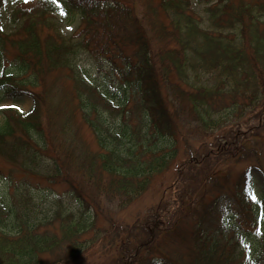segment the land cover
<instances>
[{"label":"trees","instance_id":"16d2710c","mask_svg":"<svg viewBox=\"0 0 264 264\" xmlns=\"http://www.w3.org/2000/svg\"><path fill=\"white\" fill-rule=\"evenodd\" d=\"M133 1L20 0L3 25L0 0V97L31 99L26 112L0 110V264H62L95 244L109 264H264V236L254 254L239 226L264 228V190L251 194L249 169L232 179L221 168L264 172L261 153L234 130L195 161L185 152L142 221L117 224L109 207L126 209L175 163L181 123L210 131L229 109L264 117V0H204L202 16L190 0H138L142 17ZM61 9L79 13L69 37Z\"/></svg>","mask_w":264,"mask_h":264},{"label":"rangeland","instance_id":"374dc122","mask_svg":"<svg viewBox=\"0 0 264 264\" xmlns=\"http://www.w3.org/2000/svg\"><path fill=\"white\" fill-rule=\"evenodd\" d=\"M20 0H6L5 9L6 11H2L3 13V25H5V18L7 11L11 10V8L15 5L16 2ZM25 1V0H24ZM133 1V0H132ZM192 4V9L199 15H203V8L207 5V3L204 0H190ZM211 1V0H209ZM133 3L136 6V12L137 16L142 17L141 11L143 10L142 2H138V0L133 1ZM55 22L57 23V26L59 30L66 36H71L79 25V13L77 11H70L65 17H60L55 15ZM70 26V27H69ZM3 29L8 32L9 28L3 27ZM78 64L88 72H92L93 66L92 62L87 58V56H84V54H81L78 57ZM69 86L65 84V88H68ZM17 106V107H13ZM31 106V99L26 96H1L0 97V110L12 108L18 112H26L29 110ZM22 109V111L20 110ZM223 123L224 125L220 124V126L216 129L202 131L199 129V127H196L195 123L190 124H180V133L181 136V155H179V158L175 161L174 164H172L167 170H164L163 172L159 173L154 181L152 182L151 186L148 188V190L142 194L136 201H134L130 206H128L126 209L122 211H116V207L114 204H111L109 207L112 210V219L117 224H123V225H131L133 223L142 221L145 217L149 216L153 211L156 209L160 201L164 196H166L167 190L169 189V186L175 182V179L178 177V175L182 171V166L179 167V165L183 162H186V158L182 157L185 155V152H191V160H196V155L198 153H202L205 150L207 152H214V145L216 142H222L224 147L227 145V141L223 140L224 136L227 134L228 130H234L237 135H241L244 140L248 142H252L253 144H257V149H259L261 153V163L260 165L264 169V129L259 131L260 134L257 137H253L251 135V131H254L256 126L258 124H261V121L264 120V117L261 120L254 121L252 119L251 113H245L243 115H240V113L235 114L234 112H231V110H226L221 113ZM240 115V116H239ZM225 118V121H224ZM1 119V117H0ZM196 128L197 130H195ZM81 136L82 138L90 145H92L93 139L92 136L89 133V130H87L85 127L81 130ZM221 140V141H220ZM189 159V160H190ZM235 162L232 159H224L223 166H221L224 171L228 170L231 174V178L234 179L241 170L243 169H249L248 174H250L251 178V185L250 190L252 195L259 194L262 190H264V172L259 169V167H252L245 163H238ZM2 188V181L0 180V191ZM250 194V196H251ZM252 197V196H251ZM253 198V197H252ZM229 218V219H228ZM227 224L229 222H235L230 217L226 218ZM248 221L243 219L241 222V225L239 226L247 232L248 238L244 242V247H248L250 249V252H253L254 254L257 253V250L259 249L261 239L264 236V228L261 229H255L252 227H247ZM99 225L101 227V230L103 228H109L108 222H106L104 219H101L99 222ZM227 229V228H226ZM109 234L112 233V231L108 232ZM91 237H86V240H89ZM105 240L109 241L108 236L104 235V239H101L100 241ZM101 244V243H100ZM107 249H102L101 246L98 244H95L92 249L87 250V252L80 256L79 258L62 263V264H109L111 258L113 257V254L106 252Z\"/></svg>","mask_w":264,"mask_h":264},{"label":"snow or ice","instance_id":"6c2138e0","mask_svg":"<svg viewBox=\"0 0 264 264\" xmlns=\"http://www.w3.org/2000/svg\"><path fill=\"white\" fill-rule=\"evenodd\" d=\"M5 2H6V0H5ZM13 2H15V0H13ZM25 2H27V0H25ZM51 2L54 4H57V6L59 7V0H51ZM61 15H66V13L63 11V9H61ZM13 107H17V106H13ZM20 110L22 111V109H20ZM253 199H255V197H253Z\"/></svg>","mask_w":264,"mask_h":264},{"label":"clouds","instance_id":"9594fccd","mask_svg":"<svg viewBox=\"0 0 264 264\" xmlns=\"http://www.w3.org/2000/svg\"><path fill=\"white\" fill-rule=\"evenodd\" d=\"M154 264H161V262L156 260V261H154Z\"/></svg>","mask_w":264,"mask_h":264}]
</instances>
